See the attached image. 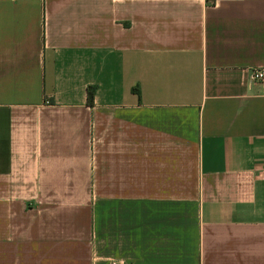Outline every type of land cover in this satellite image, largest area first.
Instances as JSON below:
<instances>
[{
	"label": "crops",
	"instance_id": "0c3cea01",
	"mask_svg": "<svg viewBox=\"0 0 264 264\" xmlns=\"http://www.w3.org/2000/svg\"><path fill=\"white\" fill-rule=\"evenodd\" d=\"M263 68L264 0H0V264H264Z\"/></svg>",
	"mask_w": 264,
	"mask_h": 264
},
{
	"label": "trees",
	"instance_id": "16d2710c",
	"mask_svg": "<svg viewBox=\"0 0 264 264\" xmlns=\"http://www.w3.org/2000/svg\"><path fill=\"white\" fill-rule=\"evenodd\" d=\"M86 95H87L88 105H93L94 95H95V87L94 86H88L87 90H86Z\"/></svg>",
	"mask_w": 264,
	"mask_h": 264
},
{
	"label": "built area",
	"instance_id": "2783aa9c",
	"mask_svg": "<svg viewBox=\"0 0 264 264\" xmlns=\"http://www.w3.org/2000/svg\"><path fill=\"white\" fill-rule=\"evenodd\" d=\"M253 79L258 80V81H263L264 80V68L254 70Z\"/></svg>",
	"mask_w": 264,
	"mask_h": 264
}]
</instances>
